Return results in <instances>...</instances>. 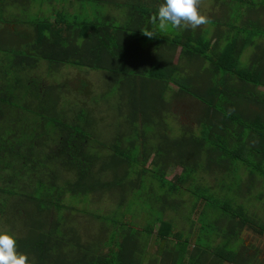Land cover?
I'll return each instance as SVG.
<instances>
[{
	"label": "trees",
	"instance_id": "trees-1",
	"mask_svg": "<svg viewBox=\"0 0 264 264\" xmlns=\"http://www.w3.org/2000/svg\"><path fill=\"white\" fill-rule=\"evenodd\" d=\"M10 4H16L15 0H0V23L4 24L0 26V51L11 55L7 58L0 54V62L5 65L0 72V210L4 222L11 224L16 235L17 251L27 254L31 264H264V219L241 202L247 197V202L264 207V102H210L204 111L200 108L204 116L200 133H184L182 140L157 138L154 152L139 130L137 144L142 151L133 160L144 164L138 174L150 166L153 178L161 189L165 188L160 195L162 200L158 199L162 210L169 208L168 201L172 202L169 193L181 195L184 190L191 198V211L200 207L199 192L210 197L198 234L191 230L195 221L189 224L185 235L176 229L175 220L156 215L150 210L152 207L143 224L127 221L125 215V222H120L118 229L114 227L110 237L108 226L101 225L102 239L82 236L78 223L73 224L72 219L71 225L67 224L68 216L53 218L54 211L73 208L64 203L67 193L92 194L110 188L118 170L128 165L131 157L121 150V141H115L108 154L112 163L103 154L91 151L93 137L88 133V117L96 115L99 107L79 97L90 90L89 81L77 88L80 94L74 102L68 99L61 105L58 93H68V82L59 81L52 88L40 79L33 80L32 72L44 62L58 70L64 64L84 65L125 78L126 66L135 65L134 71L140 67L141 59L133 58L134 64L126 59L140 38L136 36L132 41L127 35V41H118L117 31L126 32L128 26H115L112 21L106 24L100 20H72L64 6L51 8L57 10L53 18L39 16L19 23L23 28L19 29L18 23L11 27L8 22L18 10H7ZM117 62L120 70L116 72ZM236 73L248 80L243 72ZM48 88L51 92L47 96ZM21 95L27 98L24 102L12 101L20 100ZM132 108L133 120L150 116L151 108L144 104L137 103ZM24 113L31 114L34 122ZM137 139H132L131 144ZM106 144L100 146L104 148ZM203 153L207 160L200 170L198 161ZM172 165H179L180 169L169 179L166 174ZM109 168L116 171L111 173ZM198 173L202 180L207 177L214 184L206 180L204 186L194 182ZM180 202L178 198L176 203ZM19 204L25 207L23 213L16 214ZM215 209H219L217 218ZM208 210L212 212L210 221L206 220ZM83 211L95 217L92 212ZM245 231L253 236L247 245L243 243ZM216 239L221 242L212 245ZM234 240L240 241L239 247L231 245Z\"/></svg>",
	"mask_w": 264,
	"mask_h": 264
},
{
	"label": "rangeland",
	"instance_id": "rangeland-1",
	"mask_svg": "<svg viewBox=\"0 0 264 264\" xmlns=\"http://www.w3.org/2000/svg\"><path fill=\"white\" fill-rule=\"evenodd\" d=\"M50 1H52L53 4ZM106 1L108 0H15L17 6L16 4H10V7H15L18 11L13 13V15L16 17L8 23L13 25L18 23L17 26L20 29L23 27H20L19 23L29 22V19H33L39 16H50L51 18H53V15L55 16L57 10H52L51 8L56 6V8L61 9V7L64 6V10L69 12H67L69 14V19H77V21L100 20L101 22L110 24L112 21L111 16L113 13L115 15H122V13L121 11L113 12L111 9L112 7H109L108 2ZM64 2H67V4H60ZM238 2L239 0H201L200 9H203L205 12L210 13L216 12V14L218 15L221 6L220 4H222L223 6L220 11V15L217 18L220 19L222 17L223 19H229L234 14V6L239 7L240 3ZM248 2H255L261 6H264V0H247V3ZM127 11H125V13ZM58 13L61 12L58 11ZM74 15L75 17H73ZM124 21L125 20H123V22ZM206 25L208 26V28H210V22ZM250 28L260 31L261 34L264 35V23H262L261 21L258 20L256 22H252ZM169 29L175 31V29H172L171 26H169ZM0 30H2V27H0ZM209 32H212L211 28ZM2 35L3 33H0V36ZM254 37L255 36H253L252 38ZM141 47L143 48L145 46L143 45V43L138 41L136 44V48L134 46L133 53H131V55L128 53V57L126 59H128L130 63L134 64L135 60L133 58L139 59L146 56V53L142 49H140ZM135 49L137 50V53L135 52ZM203 52L204 54L208 53L207 49L201 51V53ZM0 54L6 56L7 58H11V55H9V53L6 54V52L0 51ZM152 55L157 56V53L154 52L152 53ZM142 61L144 60H141V62ZM206 63H208V61H206ZM46 64L43 62V64H40V67L35 68V71L32 72V75H35V79L33 80L37 82L36 79H40L45 86L48 85L51 87L52 85H57V83L59 81L61 82L62 80L68 82V84H66L68 93L67 91L65 93L62 91L59 92L60 89H56V92H59L58 94L61 97V105H65V103L68 102V99H71V102H74L73 99L78 94H80V89L77 88H81L80 86H83L85 83L90 81V90L82 92L79 97H83L89 104L99 107L98 111L95 110L96 115L93 114L90 116V118L88 117V121L89 123H91L89 126L91 128H89L88 133H90L93 137V140L91 141V144L93 145L91 151L98 154H103L104 156H106L107 162L112 163L113 161L109 160L110 156L108 154L112 153L113 145L116 142L121 141L123 142L122 145L124 147V149L121 150L124 152V154L131 157L130 163L118 170V175L116 176L117 178L123 176L121 181L119 179L117 180L116 178L114 184L111 185L110 188L98 189L92 194L72 195L70 193H67L63 198L64 203L73 206V208L69 210L59 209L57 213L56 211H54L53 218H55L56 215L58 219H61L63 216H68L70 220H68L67 224L71 225V222H73V220V224L78 223L82 232V236H85V238L88 236L94 238L98 237L99 239H102L104 237L103 234L100 233L102 232L100 230L101 225L108 226L109 230L107 235L108 237H110V235H112L115 230L114 227L118 229L120 222L124 221L123 217L125 215V220L131 221L132 223L137 225L143 224L148 216V208L152 207L150 208V210L153 211V213H155L156 215L161 216V214H163L164 218L175 220L174 222L172 221L174 226L180 232L183 231V234L185 235L187 234L186 230L189 229V224L195 221V225L191 230L194 235L198 234V232L200 231L199 226L203 223L204 206L206 205L210 197L208 195H202V193L199 192V195H201V197L197 200L198 203H200V207L197 211H191L192 201L184 190L182 191L181 195L176 193H169V195L167 196L172 199V202L168 201V203H170L169 208L167 207L162 210L160 208L161 201H158V199L162 200V197L160 195L165 193V188L161 189L159 182L155 178H153L151 170L149 169L150 166L149 168L148 166H145L147 171L138 174L140 172V169L144 167V164L142 161L138 162L136 161V159L133 160V157L137 155L139 157L141 154L140 152L142 151V148H140V146H138L137 144L140 139L139 136L141 133L139 130H142L144 132L142 134H144V136L148 139V144L149 146H151L153 152L155 151L154 146H156V142L158 141L157 138H163L165 136L171 141L182 140L184 139V133H200V124L203 122L204 117L201 111H204L206 109V106L213 101L208 97H196L200 102L188 101L186 102L187 106H183V103L185 102L182 101L171 102L172 107L169 110V105L166 106L165 103L149 102L146 94H144V96L141 98V102H139L140 92L137 90H131V85L126 84L127 79L124 80L123 77H119V75L117 74L113 75V73H111L109 70L90 69L84 65L72 66L71 64H64L58 70L55 69V67H49L48 65L46 66ZM154 66L157 65L155 64ZM134 67L135 65H130V67L126 66L125 68L127 69V71L126 75L124 76H130V74L134 72ZM192 67L198 69V67L194 64L192 65ZM218 67L220 69H224L221 66ZM4 68L5 65L0 62V72H2ZM203 68L205 67L203 66ZM114 69L116 72L120 70L119 62L115 64ZM201 72L204 73V76L198 77L197 75H195L193 77H195L194 79H197L198 81L200 80L202 84V79H207L208 76L205 74L206 69H201ZM220 73H224V70H220ZM146 76L148 77V74ZM208 81H211V78L210 80L208 79ZM197 86L200 87V85ZM182 87L184 89H191L193 91V94H197L198 92L194 88H189L186 84H184ZM22 92L26 91L24 90ZM50 92L51 90L48 88L46 90L47 96L48 94H50ZM214 94L216 97H218L220 93L217 90H213L211 91V93H209V95L211 96H213ZM167 98H170L169 94ZM20 99H23V101H25L27 98L21 95ZM12 101L23 102L20 100ZM219 102H215V105L219 104ZM137 103L144 104L147 107L151 108V111H148V114H150L148 119L143 118L141 121L133 120L131 114L134 111V108L132 107ZM178 103H180L181 106L178 105ZM137 106L138 105H136V107ZM200 106L202 110H200ZM16 107L18 108V106ZM19 109L22 110L23 114V108L19 107ZM11 112L13 114L14 110L11 109ZM24 114L25 118L30 119L31 122H34V117H32L31 114ZM190 126L192 127V130L188 131L187 127L190 128ZM183 127L185 128L183 129ZM135 138H138L135 142V144L137 145H132L131 141ZM103 142L107 143L104 148L100 146V144H103ZM206 160L207 154L203 153L202 159L198 161L200 170L205 167ZM178 169H180L179 165L170 166L167 170L166 177L169 179L172 178L173 175L178 171ZM109 171L113 173L116 170L109 168ZM105 175V172H103V179L106 178ZM201 176V173H198L195 180L193 181L199 182L202 186L206 185L207 183L214 184V182L207 177L206 179L203 178L202 180ZM205 180L207 183L205 182ZM117 181H119L120 183L118 184ZM178 198H181V204L176 203V200ZM121 201L123 202L122 205L119 204V202ZM142 202L144 203L143 206H141ZM241 202L246 207L248 206L253 210L255 209L256 211H258V216L264 219L263 206L257 207V203L254 201L247 202V197L241 199ZM24 207V204H19L18 209H15L17 213H15L18 214L19 211L23 213L22 210H24ZM82 209L88 212H92L95 217L89 216ZM214 212L215 218H217L219 215V209H215ZM207 213L209 217H206V220L210 221L212 219V212L208 210ZM4 219L5 216L4 214H2V210H0V231H8L14 234V236L16 237L15 233L11 229V224H9L8 222H4ZM114 221H116L117 223L114 224ZM194 235L191 236V243L194 241ZM182 237L184 236L182 235ZM243 237V243L247 245L249 244L248 238H252L253 236L247 235V232L245 231ZM218 242L221 241L219 239H216L213 240L211 244H219ZM259 244L263 248L261 242H259ZM231 245L239 247L240 241L234 240L233 244Z\"/></svg>",
	"mask_w": 264,
	"mask_h": 264
},
{
	"label": "crops",
	"instance_id": "crops-1",
	"mask_svg": "<svg viewBox=\"0 0 264 264\" xmlns=\"http://www.w3.org/2000/svg\"><path fill=\"white\" fill-rule=\"evenodd\" d=\"M106 2L109 7H112L113 12L121 11L122 13V15L112 14L113 24L123 28L128 26L129 29L126 32L117 31L118 41H127V35L131 37L129 39L135 41L138 36L139 41L145 46L140 48L146 53V56L139 58L144 60L140 61V67L130 76L123 77L124 80L127 79L126 84L131 85V90L140 92L139 102L144 94L149 102L169 105V110L172 107L171 102H185L183 106H187L188 101L200 102L196 97H208L213 102H264V35L250 28L252 22L259 20L264 23V6L239 0V7L234 6V14L229 19L217 18L222 4H220L218 15L216 12L210 13L200 9V12L210 20L209 27L212 29L210 33L207 25H202L195 30L188 28L175 29V31L171 29L164 31L158 29L156 25H151L152 15L158 13V8L164 0H108ZM60 4H67V2ZM7 25L6 23L5 26ZM145 29L154 31L155 37L151 39L145 37L142 34ZM123 35L124 39H121ZM253 36L255 37L252 38ZM173 39L175 42H172ZM204 49H207V54L201 53ZM133 51L134 44L131 53ZM135 52L137 53L136 49ZM154 52L157 56L152 55ZM155 64L157 66H154ZM193 64L198 69L192 67ZM201 69H206L205 74L208 76L207 79H202V84L200 80L193 77L204 76ZM220 70H224V73H220ZM237 71L243 72L245 77L248 75V80L245 81L244 77L239 78ZM210 78L211 81H208ZM88 83L90 84V81ZM184 84L196 89L197 94L189 95L187 92L193 91L184 89L182 87ZM40 90L42 91V87ZM213 90L220 93L218 97L215 94L209 95ZM168 94L170 98H167ZM138 114L140 117L141 113ZM138 121L141 119L139 118Z\"/></svg>",
	"mask_w": 264,
	"mask_h": 264
},
{
	"label": "clouds",
	"instance_id": "clouds-1",
	"mask_svg": "<svg viewBox=\"0 0 264 264\" xmlns=\"http://www.w3.org/2000/svg\"><path fill=\"white\" fill-rule=\"evenodd\" d=\"M201 0H164L158 8V13L152 15L150 23L160 30L197 29L210 22L209 18L200 12ZM142 34L148 38L155 37V32L145 29ZM0 264H31L27 254L17 251V241L14 234L0 231Z\"/></svg>",
	"mask_w": 264,
	"mask_h": 264
},
{
	"label": "flooded vegetation",
	"instance_id": "flooded-vegetation-1",
	"mask_svg": "<svg viewBox=\"0 0 264 264\" xmlns=\"http://www.w3.org/2000/svg\"><path fill=\"white\" fill-rule=\"evenodd\" d=\"M178 105H180V106H181V104H178Z\"/></svg>",
	"mask_w": 264,
	"mask_h": 264
}]
</instances>
